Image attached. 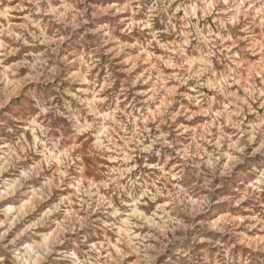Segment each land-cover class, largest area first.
Segmentation results:
<instances>
[{
  "label": "rangeland",
  "instance_id": "rangeland-1",
  "mask_svg": "<svg viewBox=\"0 0 264 264\" xmlns=\"http://www.w3.org/2000/svg\"><path fill=\"white\" fill-rule=\"evenodd\" d=\"M0 264H264V0H0Z\"/></svg>",
  "mask_w": 264,
  "mask_h": 264
}]
</instances>
